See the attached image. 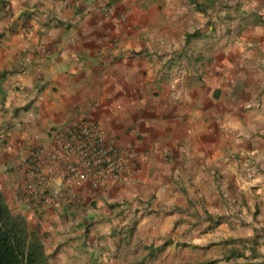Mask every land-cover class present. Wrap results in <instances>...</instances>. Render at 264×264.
Returning a JSON list of instances; mask_svg holds the SVG:
<instances>
[{
	"label": "crops",
	"instance_id": "0c3cea01",
	"mask_svg": "<svg viewBox=\"0 0 264 264\" xmlns=\"http://www.w3.org/2000/svg\"><path fill=\"white\" fill-rule=\"evenodd\" d=\"M63 1L0 0V192L41 237L46 264H138L141 247L154 264L178 241L264 264V57L238 42L199 68L181 34L188 0ZM260 81L261 107L244 111ZM80 121L137 155L135 170L36 205L26 191L51 179L29 177L31 150ZM240 242L244 256L228 258Z\"/></svg>",
	"mask_w": 264,
	"mask_h": 264
},
{
	"label": "rangeland",
	"instance_id": "374dc122",
	"mask_svg": "<svg viewBox=\"0 0 264 264\" xmlns=\"http://www.w3.org/2000/svg\"><path fill=\"white\" fill-rule=\"evenodd\" d=\"M188 4L193 8L194 13H190L188 23L185 22L184 25H181V34L186 37L188 33H195V36L190 38V43L188 46L186 45L184 51L194 54L193 60L199 68L207 61L209 66H217V61L221 63L224 54L233 52L238 42L244 43L245 41V45H247L246 51H252L257 54V57H264V0H215L211 5L202 4V0L197 3L188 0ZM185 14L188 13L185 12ZM202 58H206L204 63ZM225 73L229 78L228 70ZM251 88L253 96L257 97L252 102H248L245 96L246 93L244 92L241 95V101L244 102V111L261 107L257 103L260 102L258 92L261 93L259 90H263L262 81L251 85ZM234 212L237 213V217L242 219V224L248 223L244 221L247 218L243 209L239 208ZM214 218V222L221 220V217ZM196 220V223H203L201 218ZM233 222L234 220L228 221L229 228H232ZM224 232L225 229L221 234ZM253 241L254 239L249 242V245L256 247ZM239 244L241 245L239 250L246 252L244 245L241 242ZM188 246L185 242L179 241L176 245L165 246L158 253L157 256L159 257H156L154 264H201L208 262L211 264H233L235 261V259L231 262L225 259V256L229 254L224 249L226 248L225 245L221 246L213 242L207 248ZM139 250L141 251L137 252L135 262H138V264H150V260L147 257L152 251L146 252L142 247ZM249 251L251 253V250ZM153 252L155 253V251Z\"/></svg>",
	"mask_w": 264,
	"mask_h": 264
},
{
	"label": "built area",
	"instance_id": "2783aa9c",
	"mask_svg": "<svg viewBox=\"0 0 264 264\" xmlns=\"http://www.w3.org/2000/svg\"><path fill=\"white\" fill-rule=\"evenodd\" d=\"M111 11L108 5L105 15L110 16ZM51 134L50 145L32 149L28 157L27 174L31 179H42L46 175L51 179L49 186L40 184L26 191L27 199L36 205L54 206L72 188L83 184L103 186L126 179L135 170L138 156L109 140L92 121L56 126Z\"/></svg>",
	"mask_w": 264,
	"mask_h": 264
},
{
	"label": "trees",
	"instance_id": "16d2710c",
	"mask_svg": "<svg viewBox=\"0 0 264 264\" xmlns=\"http://www.w3.org/2000/svg\"><path fill=\"white\" fill-rule=\"evenodd\" d=\"M197 3L200 0H192ZM215 0H202V4L211 5ZM195 33L187 34L192 38ZM238 240H234L236 242ZM253 244L258 246L259 240L254 239ZM257 248L251 247L252 258L256 257ZM242 257L243 252L233 248L228 258ZM47 256L41 237L29 228L25 218L15 213L5 202L0 192V264H46ZM211 264V263H201Z\"/></svg>",
	"mask_w": 264,
	"mask_h": 264
}]
</instances>
